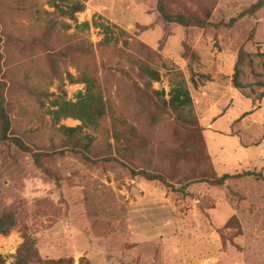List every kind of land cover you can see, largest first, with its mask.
<instances>
[{"label": "rangeland", "instance_id": "1", "mask_svg": "<svg viewBox=\"0 0 264 264\" xmlns=\"http://www.w3.org/2000/svg\"><path fill=\"white\" fill-rule=\"evenodd\" d=\"M158 1L0 0V86L16 135L42 149L61 147L60 126L82 123L55 124L53 102H76L85 84L71 76L87 75L107 107L100 127L85 129L96 154L166 173L172 185L70 153L44 162L56 182L0 139V218L17 219L0 236L4 264H15L32 243L37 254L28 264H264V180L246 174L264 177V8L240 19L260 0H166L172 14L211 12L214 27L186 29L164 22ZM77 2L86 9L74 19ZM95 19L113 28L110 44L100 29L77 25ZM241 51L247 56L235 88ZM140 60L161 72L160 82L147 85ZM182 78L208 142L209 171L243 173L223 186L195 183L196 168L186 160L174 170L181 128L155 91L169 100L171 84ZM133 130L144 147L125 149Z\"/></svg>", "mask_w": 264, "mask_h": 264}, {"label": "trees", "instance_id": "2", "mask_svg": "<svg viewBox=\"0 0 264 264\" xmlns=\"http://www.w3.org/2000/svg\"><path fill=\"white\" fill-rule=\"evenodd\" d=\"M264 8V0L258 1L251 8L244 11L239 18L246 16H255L261 9ZM86 9L85 4L77 2L73 6V18L77 13H82ZM158 12L161 19L169 24L175 23L183 28H199L206 29L208 27H214V23L211 22V12L206 10V18H201L195 15H185L182 13L172 14L168 10L166 0L158 1ZM236 22V19L231 21V25ZM79 28H84L90 31L92 27L100 29L105 35L104 42L110 44L115 40V33L112 27L105 23L99 22L98 19L92 22L86 21L84 23L77 24ZM69 28V27H68ZM117 40V38H116ZM2 37L0 36V77H3L2 61L3 55L1 52ZM247 56L243 51L240 52L238 62L235 67V77L233 79L235 88H239L238 77L240 74V65ZM139 67V72L142 78L146 81L148 86L154 83H158L162 79L161 72L158 69L151 67L145 61L136 62ZM72 82H78L85 84V92H79L77 101L73 102L66 98H59L53 102L51 109L52 118L55 124L59 125L64 119H73L82 123L77 127H68L65 125L60 126V130L63 132L65 140L61 147H52L50 149H42L34 145L27 143L22 137L16 135L13 129V120L9 110V105L5 97L3 87L0 86V139L16 146L22 152L28 154L33 159L35 165L50 175L56 182L60 179L55 173L49 171L44 166V162L47 159H53L56 156H65L67 154H73L80 157L83 161L91 164H105L112 162H119L132 172L133 178L141 177L148 182H159L165 187L171 188V180H169L168 174L150 172L143 169H138L116 159L112 155L105 157H99L93 149L94 137L89 134H85V129H98L100 127L101 120L107 115V107L104 98L100 91H96L95 81L84 75L79 79H74L71 76ZM0 80V84H2ZM160 97L159 100L163 107L170 108L177 116V121L181 128L179 132V148L175 152L173 159L174 170L177 172V163L180 160H186L196 168L195 183L210 182L215 186H223L229 180L240 176L236 175H222L210 168V155L208 149V142L204 136L199 119L195 113L194 100L190 89L187 86L186 80L183 78L177 80L171 84V90L169 92V100L165 98L164 91H155ZM133 133V134H132ZM129 141H127V147L131 148V145L144 147V143L135 138L136 131L133 130ZM137 135V134H136ZM134 139V140H133ZM247 176H254L258 180H264L263 175L257 171H248ZM58 178V179H57ZM17 226V219L12 214H6L0 218V236H6L11 233ZM37 251L34 249L33 243L28 246L25 244L18 252L17 262L15 264H28L29 260L36 256ZM5 259L0 255V264H4ZM47 264H74L71 258H61L55 261H49Z\"/></svg>", "mask_w": 264, "mask_h": 264}, {"label": "crops", "instance_id": "3", "mask_svg": "<svg viewBox=\"0 0 264 264\" xmlns=\"http://www.w3.org/2000/svg\"><path fill=\"white\" fill-rule=\"evenodd\" d=\"M212 81V80H211ZM212 85H214L215 83H211ZM207 87H209V86H207ZM212 127V129L211 130H214V126H211Z\"/></svg>", "mask_w": 264, "mask_h": 264}]
</instances>
